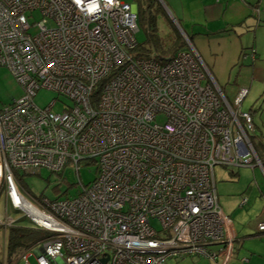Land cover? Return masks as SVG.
<instances>
[{
	"label": "built area",
	"instance_id": "built-area-1",
	"mask_svg": "<svg viewBox=\"0 0 264 264\" xmlns=\"http://www.w3.org/2000/svg\"><path fill=\"white\" fill-rule=\"evenodd\" d=\"M35 12L40 20L29 22ZM137 21L136 4L120 0H0V67L24 91L0 110V226L12 227L10 208L45 234L20 256L25 264L230 258L213 170L262 168L251 114L241 110L247 92L230 104L190 45L167 58L138 50ZM40 90L72 106L40 109ZM81 163L97 177L76 198L22 193L20 173L71 164L78 174Z\"/></svg>",
	"mask_w": 264,
	"mask_h": 264
},
{
	"label": "crops",
	"instance_id": "crops-1",
	"mask_svg": "<svg viewBox=\"0 0 264 264\" xmlns=\"http://www.w3.org/2000/svg\"><path fill=\"white\" fill-rule=\"evenodd\" d=\"M164 1L171 4L166 11L182 38L190 42L194 38L200 39L199 51L192 42L189 45L198 57H206L208 64L205 67L213 76L215 84L218 86L217 82L229 81L234 75L235 82L238 81L235 84L239 86L237 93L243 90L247 92L241 109L247 100L249 110H245L251 114L254 124L253 149L258 159L263 160L264 0ZM160 2L162 6L165 5L163 0ZM202 56L199 57L201 61ZM237 68L235 77L230 70ZM236 170H243L242 174L250 176L251 181L242 187L239 182H227L223 187L225 204L218 205L229 221V233L232 237L231 255L225 264H264V232L258 233L256 230V225L264 222V164L262 168ZM240 176V171L230 173L232 179ZM215 189L217 201L220 203V193L216 185ZM244 199L246 203L242 204ZM219 249L220 244L210 248L212 252ZM187 258L195 261L192 264H224L221 256L214 262L205 257L208 262L201 260L203 257ZM180 261H175V264Z\"/></svg>",
	"mask_w": 264,
	"mask_h": 264
},
{
	"label": "rangeland",
	"instance_id": "rangeland-1",
	"mask_svg": "<svg viewBox=\"0 0 264 264\" xmlns=\"http://www.w3.org/2000/svg\"><path fill=\"white\" fill-rule=\"evenodd\" d=\"M123 3L126 4H136L137 6V13H138V21H137V27L138 31L135 33V39L138 44L142 46H147L149 39L151 38L149 34V19L150 16L154 21L155 24V31L160 39V42L162 45V49H174L179 44V50L182 51H191V48L189 46L188 40H185V38L177 32V29L173 22L171 21V18L167 14L168 6L171 4L167 3L163 0L164 4L162 6L160 0H156V2H153L149 5L148 9L149 11L145 13L144 18L142 17V20L140 19L141 10L139 7L140 3L143 6L144 11H147V6H145L144 0H120ZM160 6H158L157 5ZM167 9V11H166ZM150 12V13H149ZM41 16L38 12L33 13V17L29 19V22H38L40 20ZM179 25H182L181 23L177 22ZM177 33L181 36V40H178ZM194 38V37H193ZM191 42L195 46V48L199 51V46L201 44V41L199 38L192 39ZM190 42V43H191ZM169 55H167L168 57ZM200 55L199 57H201ZM202 61L205 64H208L206 61V57L202 56ZM235 70H230L235 74ZM213 77V76H212ZM235 83H238L234 75L231 77L229 81L223 82H217L219 89L221 90L222 94L224 95L225 99L232 104L235 96L238 94L237 90L239 88L238 85ZM237 93V94H236ZM24 96V91L22 87L15 81L13 76L11 75L10 71L7 68L0 67V110L4 107H7L12 102L20 100ZM53 100L55 101V105L52 109V111L55 114L61 113L65 107L72 106V102L68 100L67 98L58 96L56 93L46 90H40L37 92L36 96L34 97L33 101L34 104L42 109L47 107ZM252 106L255 104H251ZM247 100L244 101L242 105V111L246 112V110H249V106H247ZM246 109V110H245ZM237 168H230V167H221V166H215L214 167V182L217 188V191L220 193V198L218 204H221L224 206L225 204V197L222 194L223 187L225 186V183L227 182H239L240 187H242L244 184H248L251 179L250 176L247 174H242L243 170H236ZM238 171L241 172V176L230 177L231 172L238 173ZM97 177V167L94 164H88V163H81L79 167L78 174L75 173V171L72 169L71 164H67L65 166V169L63 170V173L59 176L56 174L51 173L47 169H40L36 174H19V180L20 185L25 193V196L27 199H38V198H47L50 201L54 199L58 200H66V199H73L76 198L79 193L81 186H90L94 180ZM233 184V183H229ZM233 186V185H229ZM233 187H229V189H232ZM5 203L0 201V216H5ZM8 222L12 223V227H8L7 229H4L0 226V262L5 259V264H25L23 260L20 259V256L27 250H20L18 252L13 253L12 256H9L6 243L8 238V231L12 228L16 227H22V228H31L35 229L34 225L30 222V220L22 213V212H12L10 208H8ZM152 226L156 229H159V225L156 221H151ZM39 232H41L39 230ZM42 233V232H41ZM204 262H208L207 259H202ZM195 261L191 258H184L177 264H192ZM28 264H35V258L33 256L29 257L27 259ZM167 264H175L174 260H170L167 262Z\"/></svg>",
	"mask_w": 264,
	"mask_h": 264
},
{
	"label": "trees",
	"instance_id": "trees-1",
	"mask_svg": "<svg viewBox=\"0 0 264 264\" xmlns=\"http://www.w3.org/2000/svg\"><path fill=\"white\" fill-rule=\"evenodd\" d=\"M145 6H147V11H144L143 6L139 4L141 14H140V19L142 20V17L144 18V15L146 12L149 11L148 7L151 3L156 2V0H144ZM158 5V3H157ZM159 6V5H158ZM160 7V6H159ZM150 13V12H149ZM149 36L151 37L148 41L147 46H142L138 44L137 49L140 51H150L151 49L156 50L161 57L167 58L175 55L179 50V44L176 48L172 49H162V45L160 42V39L158 38L156 31H155V24L153 19L150 16L149 19ZM178 40H181V36L177 33ZM261 163L264 164V159L262 160ZM63 173V172H62ZM62 173L56 174V175H61ZM41 199V198H38ZM47 199V198H46ZM55 200V199H54ZM45 237V234L42 232H39L37 230H33L31 228H22V227H16L12 228L8 231V238H7V243L6 247L9 253V256H12L13 253L18 252L20 250H26L30 246L35 245L36 243L40 242L43 238Z\"/></svg>",
	"mask_w": 264,
	"mask_h": 264
},
{
	"label": "water",
	"instance_id": "water-1",
	"mask_svg": "<svg viewBox=\"0 0 264 264\" xmlns=\"http://www.w3.org/2000/svg\"><path fill=\"white\" fill-rule=\"evenodd\" d=\"M239 168H248V169H254V167L253 166H243V167H238L237 169H239ZM106 261H104L103 263H105Z\"/></svg>",
	"mask_w": 264,
	"mask_h": 264
},
{
	"label": "bare ground",
	"instance_id": "bare-ground-1",
	"mask_svg": "<svg viewBox=\"0 0 264 264\" xmlns=\"http://www.w3.org/2000/svg\"><path fill=\"white\" fill-rule=\"evenodd\" d=\"M33 230H35V229H33ZM39 243V242H38ZM38 243H36L35 245H37ZM32 246H34V245H32ZM31 247V246H30Z\"/></svg>",
	"mask_w": 264,
	"mask_h": 264
},
{
	"label": "clouds",
	"instance_id": "clouds-1",
	"mask_svg": "<svg viewBox=\"0 0 264 264\" xmlns=\"http://www.w3.org/2000/svg\"><path fill=\"white\" fill-rule=\"evenodd\" d=\"M109 2H111V0H109ZM261 162V161H260ZM262 164V163H261ZM262 166H263V164H262Z\"/></svg>",
	"mask_w": 264,
	"mask_h": 264
}]
</instances>
